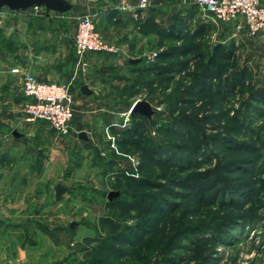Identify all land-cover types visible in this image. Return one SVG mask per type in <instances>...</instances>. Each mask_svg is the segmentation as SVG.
<instances>
[{
    "label": "rangeland",
    "instance_id": "obj_1",
    "mask_svg": "<svg viewBox=\"0 0 264 264\" xmlns=\"http://www.w3.org/2000/svg\"><path fill=\"white\" fill-rule=\"evenodd\" d=\"M103 1L75 0L74 11L59 19L45 7L0 9V55L12 56L9 46L29 48L50 60L67 80L75 70L73 35L79 14L94 15L110 47L88 52L91 65L72 84L78 88L85 83L89 68L103 75L90 80L99 94L87 110L75 114L71 133L58 134L42 119L23 128V166L16 160L12 167L19 171L13 169L10 175L17 186L13 197L20 200L3 201L0 264H264V101L250 95L264 85V33L250 36L245 26H232L233 21L211 22L197 31L204 21L194 3L188 9L195 20L185 19L186 26L178 21L180 13L171 22L167 17L166 23L161 14L156 21L162 33L143 32L140 15L111 21L101 15ZM187 42L194 52L172 57H190L185 70H148L168 45ZM223 53L227 56L221 58ZM130 57L142 59L130 63ZM198 62L221 70L220 76L180 101L178 93L192 84ZM227 76L229 85L219 92L218 84ZM137 99L149 100L155 113L149 118L133 114ZM99 104L105 108L98 109ZM86 116L91 121L77 124L76 118ZM154 155L187 166L192 185L183 196L135 181L156 178L157 165L149 157ZM32 167L43 173L35 174ZM58 182L68 186L60 199L55 197ZM112 189L120 190L123 198L140 192L143 202L121 215L106 206ZM7 194L0 186L1 199ZM106 216L141 234L131 243L120 242L122 251L104 247L102 239L109 237L102 221ZM183 229L199 247L184 239L166 252L167 240Z\"/></svg>",
    "mask_w": 264,
    "mask_h": 264
},
{
    "label": "crops",
    "instance_id": "obj_2",
    "mask_svg": "<svg viewBox=\"0 0 264 264\" xmlns=\"http://www.w3.org/2000/svg\"><path fill=\"white\" fill-rule=\"evenodd\" d=\"M106 1V3H103L104 12L101 15H103L104 17H108L109 21H111L112 19H118L119 17H124L125 15L132 14L130 10L121 8L119 4L120 1L118 2V4L116 3L113 5H109V3H112L113 0ZM191 3L195 4L194 0H187L186 2H180L177 0H152L151 5L145 9L138 10L137 15H140L143 19L149 15L152 9L154 13H156V16H161V14H164L163 16L165 18V23L167 21V17L169 19V22L174 21V16H176V14L178 15V13H180L181 19H190V17L192 16V21H194L195 18L193 16V13H191L188 9ZM75 5L76 3L74 0L73 7L68 11H51H56V16L59 19L60 16L66 17L65 15L68 12L72 13L76 8ZM45 18L46 17L42 18L43 24ZM156 19L159 20L160 18L157 17ZM66 25L69 26L67 23ZM232 26H237V23L232 22ZM11 27H13V25ZM129 41H131V39ZM134 42H136V40H134ZM8 51L13 52L14 54L12 56L0 55V186H3V191H8L7 195H3L2 200L4 202L7 200L8 202L12 203L13 201L17 202L18 200H20L17 197H13V194L15 192L14 190L17 189V186L13 184L15 181L10 178V175L13 169H17V171H19L17 167H12L14 162H17L16 160L20 161V167L23 166L22 158H24V152L22 151V141L26 138V132L23 130V128L26 125L30 126L31 123L33 124L35 123V121H37L25 120L23 117V113L21 112V102H16L14 100L17 94H19L20 92L22 93L23 72L26 70L34 71L42 80L67 79H65L64 76L60 75V73L52 66V62L50 60L41 58V53L39 52L31 53L29 51V48L26 47H20L18 49L15 47L14 49ZM73 51L75 52V49ZM17 53H19L18 56L15 55ZM0 54H2V51H0ZM73 60L75 63V54H73ZM90 65L91 64L89 63V66ZM13 68H15V70ZM79 74H81V72L75 75L73 82L79 76ZM73 76L74 69L73 71H71V78ZM101 76L103 75L99 74L98 72L95 73L91 68H89V73L87 74V81H85V83L83 84L88 85L89 89L92 90L91 93H86L82 91L81 87L83 84L78 88H74V85L71 86L72 91L74 93V117L75 114H80L78 113V111L87 110V106L90 105L95 99L94 96L99 94L98 89H96L93 84H90V80ZM103 108L105 107L102 104H99L98 109ZM77 118V124L81 123L80 125H82L83 122L85 124L91 121V118H89L88 116H86L84 120H82L81 118L80 121ZM14 120H16L15 124ZM80 133L82 134V132ZM81 134L80 136L85 139L86 136H83ZM24 163H27V160H24ZM31 170L32 172L38 175L43 173L35 167H32ZM6 185H8V189H4ZM3 264L10 263L5 262Z\"/></svg>",
    "mask_w": 264,
    "mask_h": 264
},
{
    "label": "built area",
    "instance_id": "obj_3",
    "mask_svg": "<svg viewBox=\"0 0 264 264\" xmlns=\"http://www.w3.org/2000/svg\"><path fill=\"white\" fill-rule=\"evenodd\" d=\"M194 2L205 22L219 24L233 21L237 26H245L250 36L255 37L264 33V0H194ZM150 5L151 0H120L121 8L130 10L135 15L138 14V10ZM77 20L78 26L73 36L75 70L72 79L42 80L37 73L30 70L24 71L22 76L24 98L20 102L24 119L46 120L58 134L62 135L69 134L74 129V93L71 86L75 75L89 66L88 52L110 48L97 29L93 14H79ZM156 54L155 51L148 54V57H154ZM3 210L0 195V211Z\"/></svg>",
    "mask_w": 264,
    "mask_h": 264
},
{
    "label": "trees",
    "instance_id": "obj_4",
    "mask_svg": "<svg viewBox=\"0 0 264 264\" xmlns=\"http://www.w3.org/2000/svg\"><path fill=\"white\" fill-rule=\"evenodd\" d=\"M179 15V14H178ZM156 13L151 9L149 15L141 20L140 30L143 32H150V31H158L161 32L160 23L157 22ZM181 18V17H180ZM182 21L181 24L187 25V21L184 19L178 20ZM181 24L179 26H181ZM211 22H203L199 24L196 28L198 31L199 28L203 29L206 26H209ZM172 31H176L174 28ZM171 31V32H172ZM178 33V32H177ZM172 34V33H171ZM170 35V34H169ZM177 37H180V34H176ZM8 41V40H7ZM9 43V42H8ZM12 50L14 48H11ZM2 42H0V51H3ZM195 50L193 44L190 43H172L168 45L165 49L158 53V58L161 60H157L152 62V65L149 66L151 71H159L162 73H172V72H180L187 68L190 64L191 58H172L174 56H186L192 54ZM75 54V52H74ZM198 57V54H196ZM226 54H221L220 57H226ZM131 63V62H130ZM201 64L198 62L196 63V68L192 72V84L182 88L178 93V100H189L191 99L197 91H203L207 88V83L212 78H218L220 76L221 70L214 72L212 69L210 70L207 66H200ZM219 69V68H218ZM221 69V68H220ZM229 78L226 77L225 80H222L219 85L218 91H223L222 87L227 88L229 85ZM234 84L231 83L230 88ZM251 98L256 101H264V85L257 86L254 90L250 93ZM133 114H140L146 117H150L144 115L137 111H132ZM54 129V128H53ZM136 133V132H134ZM151 157V161L155 162L157 165L156 171V178L151 179L149 177H140L135 178V181L141 185L150 186L157 189L160 193H170L174 197L183 196V192L185 190L190 189L192 185V176L191 174H186L185 170L187 166L181 162H173L170 159L162 156H149ZM174 185V186H173ZM180 189V190H179ZM178 190L180 192H178ZM142 194L140 192H133L131 197L123 198L120 195L109 199L106 203V206L110 210H117L121 215H128L130 211L134 208H138L141 206ZM171 207L175 208V202L172 200L170 201ZM103 225L108 228V236L102 239L101 244L113 251H122L123 249L118 246V244L122 241L131 243L135 236H139L141 232H137V230L132 231L133 228L130 225H124L120 220L115 219L112 216H106L103 218ZM71 227V225H70ZM193 230V229H192ZM193 233H196V230H193ZM135 234V235H134ZM133 235V236H132ZM132 237V238H131ZM184 239H190L193 241V237L189 236L185 229L179 230L174 236L169 238L165 243V250L166 252L170 253L176 247H178ZM198 246L199 244H195L194 247ZM170 261V259H168Z\"/></svg>",
    "mask_w": 264,
    "mask_h": 264
},
{
    "label": "water",
    "instance_id": "obj_5",
    "mask_svg": "<svg viewBox=\"0 0 264 264\" xmlns=\"http://www.w3.org/2000/svg\"><path fill=\"white\" fill-rule=\"evenodd\" d=\"M74 0H0V9L4 6H8L10 9L18 10V9H27L33 6H44L47 10H57L59 12H65L70 10L73 7ZM142 57H130L129 61L136 63L139 62ZM83 92L91 93V89H89L87 84H83L81 87ZM24 98V95L20 92L14 98L16 102H20ZM131 111H137L147 116H151L155 113V109L152 103L146 99H137L132 107ZM83 136H86L84 132H82ZM68 186L62 182H58L55 185V197L60 199L64 192H66ZM121 191L118 189H112L109 191L108 198L112 199L115 196L120 195ZM76 221H72L70 223L71 227H74Z\"/></svg>",
    "mask_w": 264,
    "mask_h": 264
}]
</instances>
